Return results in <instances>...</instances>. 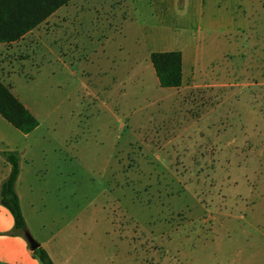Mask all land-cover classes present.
<instances>
[{
  "label": "rangeland",
  "instance_id": "obj_1",
  "mask_svg": "<svg viewBox=\"0 0 264 264\" xmlns=\"http://www.w3.org/2000/svg\"><path fill=\"white\" fill-rule=\"evenodd\" d=\"M169 51L179 88L150 60ZM0 79L39 121L0 139L45 173L32 224L57 260L264 264L259 2L73 0L0 44Z\"/></svg>",
  "mask_w": 264,
  "mask_h": 264
},
{
  "label": "trees",
  "instance_id": "obj_2",
  "mask_svg": "<svg viewBox=\"0 0 264 264\" xmlns=\"http://www.w3.org/2000/svg\"><path fill=\"white\" fill-rule=\"evenodd\" d=\"M73 0H0V44L18 42L47 21ZM156 77L162 88L174 89L182 85L183 54L180 51L154 52L150 56ZM0 116L13 128L28 135L39 126L37 118L0 79ZM2 158L11 167L3 181L0 202L14 219V233H28L16 184L21 173V153L4 151ZM42 264H55L48 251L40 245L34 251Z\"/></svg>",
  "mask_w": 264,
  "mask_h": 264
},
{
  "label": "crops",
  "instance_id": "obj_3",
  "mask_svg": "<svg viewBox=\"0 0 264 264\" xmlns=\"http://www.w3.org/2000/svg\"><path fill=\"white\" fill-rule=\"evenodd\" d=\"M253 1L259 2V4H261V9H264V5L261 2L262 0ZM184 73L185 65L183 63V75ZM0 120L6 122L1 116ZM16 131L21 133L18 130ZM18 147L19 146L13 144L9 140L5 141L4 139H0V190L3 181L11 172V167L2 158L1 153L4 151H20ZM24 150H22L21 154L24 153ZM30 162L32 163L33 161ZM44 177V171L37 167H32L30 171H26L25 167L22 165L21 159V173L16 184V190L26 219L27 230L28 233L48 251L55 264H68V262H64V259L61 257L57 260L55 255L51 252L50 244L52 241L50 243V240L57 237V235L52 236L50 240L47 238L43 239V236L32 224L33 220L39 219L43 214V208L41 209V207H43V190L40 187L44 183ZM34 192L38 193L35 197L37 200L36 204H34L35 194L29 197V193L33 194ZM13 231V216L0 202V264H42L31 249L26 234H15Z\"/></svg>",
  "mask_w": 264,
  "mask_h": 264
},
{
  "label": "water",
  "instance_id": "obj_4",
  "mask_svg": "<svg viewBox=\"0 0 264 264\" xmlns=\"http://www.w3.org/2000/svg\"><path fill=\"white\" fill-rule=\"evenodd\" d=\"M26 238L33 251L37 250L40 247V243L37 240H35L29 233H26Z\"/></svg>",
  "mask_w": 264,
  "mask_h": 264
}]
</instances>
